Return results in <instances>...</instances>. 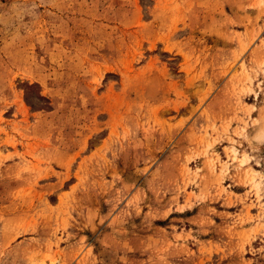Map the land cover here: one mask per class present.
<instances>
[{"label": "rangeland", "instance_id": "obj_1", "mask_svg": "<svg viewBox=\"0 0 264 264\" xmlns=\"http://www.w3.org/2000/svg\"><path fill=\"white\" fill-rule=\"evenodd\" d=\"M0 264H264V0H0Z\"/></svg>", "mask_w": 264, "mask_h": 264}]
</instances>
